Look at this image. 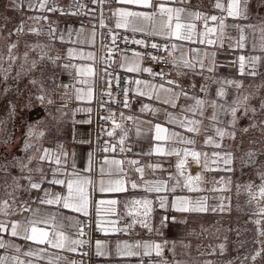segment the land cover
Wrapping results in <instances>:
<instances>
[{
	"label": "snow or ice",
	"instance_id": "snow-or-ice-1",
	"mask_svg": "<svg viewBox=\"0 0 264 264\" xmlns=\"http://www.w3.org/2000/svg\"><path fill=\"white\" fill-rule=\"evenodd\" d=\"M93 3H99L103 5L104 3H110L111 0H92ZM116 2L123 7L117 8L113 11V16L117 18L115 27L117 29H125L131 31L133 34L140 33L146 36L153 37H161L165 40L175 39L179 41H187L191 43H201L206 44L208 46H215L219 41V46L223 47V38L225 36V29L228 27L226 24V19L231 18L235 20H247L249 19V0H228L227 5L222 2V0H215L214 7L219 9L221 12H226V16L221 17L217 15H207L197 10H192L191 8L185 7H169V3H176L177 0H116ZM52 3V0H28V8L29 10H34L37 6L38 9L42 12H56L59 11L61 14H65L64 10L59 8L58 6L49 5ZM181 4H189L190 0H179ZM23 0H11V5L15 6L19 9L22 6ZM80 7H85L84 5H80ZM91 11V10H89ZM71 15H79V10L76 12L69 13ZM28 20H32L34 22H39L41 20L48 21L47 16H30L27 18ZM203 23V30H198L197 22ZM209 21L213 22L215 26H210ZM218 21V24L216 22ZM103 20H101V27H104ZM233 29L239 32L238 38H233L229 35V40L234 39V43H229L228 48L231 51L240 50L239 55H236L233 59H229L225 64L221 65L216 60V52H203L199 49H189V52H195L196 55L188 58V53L185 52L182 46L177 45L175 43L171 44L170 50L168 46H162L157 43H151L150 45L145 40L140 39H131L129 37H123L122 42L128 44L131 42L132 44H137L143 47H151L157 52H167L168 57H160L157 55H151L150 53H140L135 50L133 51L132 57H124L125 63L121 64L120 67L125 69L130 73H147L153 79L156 77H160L163 83L156 85L149 81H142L139 79L136 80H125L126 84H135L137 87L135 88V94L137 96L147 97L149 100L158 101L164 105H167L168 108L179 109L178 112L168 111V108L160 109L150 106L149 104H143L141 111L150 112L154 116L160 112L164 113L165 123L174 125L175 127L181 128L186 133H191L193 135H204L207 137L205 140L206 144L212 145L216 148H220L222 145L220 143L221 140L227 135L231 139H235L234 132H226L225 129L219 127L218 125L225 123L221 119V116H230L231 120L227 123L229 126L234 127L235 123L238 119L237 113L243 112L244 115H248L249 112L252 113L253 116L256 115L257 111H264V97L259 99V108L252 106L249 104V100L254 98L250 95H241L239 91L235 93L231 99H228V93L225 90V86H231L235 89L239 90L243 87L241 81L230 80V79H216L213 80V83L218 84L220 87L216 92V99L208 98V89L205 85L200 86V91L205 93V96L198 97L190 95L189 89L181 84L179 77H183L187 75L188 71L195 72L197 67H199L200 75L206 70L208 72H213L217 67H237L240 75H248L251 77H255L259 75L258 68L262 62H264V56L261 55H252L244 54V50L246 49V41L248 39V35L246 34V29L251 30V34L254 36L257 27L255 25H243V24H234L231 26ZM24 31V22L22 21L19 26H17L9 35H18ZM28 31L34 35L39 36L41 31L39 28L29 27ZM83 31H76V35L79 36ZM260 32L264 33V27L259 29ZM53 40H59L61 42H75L71 41V37L73 35V31L69 29L67 31L68 40L65 39V33L63 31L58 30L57 28L52 26V23H49V33ZM93 37L95 33L93 32ZM211 37H216L215 39ZM112 43L116 44L117 35L111 36ZM264 39V37H262ZM38 46V45H37ZM16 48V44L13 43L9 46V62L10 67L11 64L15 62L17 57L12 55V49ZM35 50V47H33ZM251 52L257 51V44L255 40L251 42ZM259 51L264 53V43L259 46ZM174 53H179L178 55H174ZM109 54L111 55V50H109ZM79 55L80 58H86L89 60H95V55L93 53H87L85 56L83 53H74L72 49L68 50L69 57H75ZM148 56L152 61L156 63H168L171 65V69L166 71L165 69H161L159 72L153 71L151 67L141 68V61L144 59V56ZM28 53L24 54L25 60H27ZM211 59L209 64H205V58ZM43 59V57H41ZM53 62L60 60L61 57L59 54L57 56L51 58ZM0 60H3V57H0ZM37 66L36 61H32L30 69H34ZM23 67V66H22ZM65 69L73 68L75 69V74L73 75V79L76 83L79 84H89L88 80L80 79V77L84 76H96L97 73L94 71L92 67L87 66H76L72 64H65L63 66ZM110 67V65H109ZM172 70H175V74L177 78H168L171 75ZM187 70V71H185ZM0 72H3V79L7 80L8 75L10 74L9 69L0 68ZM105 73L107 76H111V73L107 72V68H105ZM20 73H17L19 76ZM117 86L120 85L121 77L117 76L116 78ZM31 83L35 84L36 81L32 80ZM143 85V88L140 87ZM165 85H170L171 87H166ZM62 88H70L73 85L61 84L59 85ZM109 90L107 91V95L111 96L112 93L110 91L111 88V80H108ZM191 88H195V85H191ZM41 93L44 92L43 87L40 89ZM121 91L124 94L123 104L125 107H129V99L128 95L130 91H133L129 87L121 88ZM161 93L164 94L163 98L161 97ZM93 97L92 87L89 86L85 89H76V99L77 100H87L91 101ZM191 100L192 103L188 104H180V99ZM40 102L45 101V95L41 94L37 97ZM47 103H52L49 99ZM208 109H211L210 115H206ZM80 111L91 112L92 109H79ZM14 113V108L12 109ZM123 116V113L121 114ZM127 119L131 120L133 117H127ZM138 119V118H137ZM207 119L210 121L209 125H204V120ZM91 121H83V123H90ZM115 123V121H114ZM140 123H148L151 124L150 121H141ZM259 125H264V120L259 122H253L250 124V127H257ZM115 127L119 128L120 125L116 124ZM154 130L153 139L157 142L152 152L144 153L145 155H152L153 152L160 156H172L175 155L179 157L181 153L185 159H180L177 163V171L183 175L182 169L185 166L186 158L191 157L192 162L197 165L200 164L201 156H204L205 160H207V153H202L196 151L195 149L190 148H177L175 145H194L196 141L184 135L181 132L170 131L167 127L162 126L160 123H156L152 125L148 131ZM249 129L244 128L243 131L247 132ZM137 136L141 135L142 129L137 125ZM209 132H213L215 137H219V139H215L213 136H209ZM29 135H33V130L30 128ZM43 135V133H40ZM107 135L112 136L113 132H108ZM127 138V131L124 132L119 139V144L121 145L120 151L124 152L125 148L123 147L125 140ZM255 143V142H253ZM28 148H32L35 152L40 153L39 162L35 167H30L32 162L37 159L36 156H28L26 159L14 160L9 164L0 165V171L5 173L8 172L9 168L15 167L18 168L22 175L13 176L12 177V187L13 191L8 193L12 203L10 204L8 200L0 201V217H11V216H19L23 217L24 212H31V217H23L21 219L15 220H6L0 219V250H3L2 254H0V264H31V261L21 259L20 255H10L9 250L14 251L17 254H21L25 257H33L37 256L39 252L44 251V249H36L33 250L28 248L27 250L22 252L21 246L13 243L10 239L5 240L4 235L7 234L9 237L22 239L26 242H31L37 245L48 244L51 247L64 249L67 245H77L82 246L85 244V241L79 239H70L62 229L65 225L57 220V216L54 213L44 214L41 212L39 208H32V203H39L41 205H58L63 209L70 210L75 213L82 214L84 216L89 215V206L93 201L90 200V192L89 187L91 186L92 191L95 192L97 188L96 182H94L91 178H83L81 177L79 170L75 168V162L72 163V170L68 171V153L62 150V146H58V150L53 154L52 150L47 148H38L31 143H26L25 150ZM104 152L115 151V146L111 145L108 142H105V146L101 149ZM128 151H131V148H128ZM214 156L219 157L224 160L226 165H230L233 160V156L231 153H225L221 155L220 153H213ZM256 153L249 151L247 153L246 164L255 165L257 163L255 157ZM92 161H93V153L89 152L88 154V167L85 169L86 171L92 170ZM44 162H48L50 164H54L56 167L51 168L50 174L51 178H49V174L45 172L44 168L41 167V164ZM215 162V161H213ZM123 161L117 159H105L104 164L109 167L107 170L104 166L100 167V174L103 177L107 172V175L111 176L113 173L120 175L124 174V169L121 167ZM129 165H138L139 161L135 159L128 160ZM207 167V164L204 165ZM150 168H160L161 165L159 163L155 165H148ZM227 171H232V168H227ZM135 171L138 172L143 178L144 168L136 167ZM38 173L39 179L34 180L31 173ZM62 177V178H61ZM260 178L264 181V172L260 173ZM27 181V184H21L20 181ZM202 181V176L197 173L195 176L189 175L185 177L183 182V187L188 188L191 191H200V183ZM44 183H49L53 185H60L65 188V193H53L49 189H42V185ZM131 188L137 189L141 186L144 187L145 191L152 193H160L162 191H167L166 184L162 181H144L143 185L138 184L135 181H131ZM181 181L177 179L176 185H174L171 189L172 192H175L176 186H180ZM18 190L25 191H41L42 195L32 200L31 203L29 201H21L17 204V197L14 193ZM215 190V189H213ZM98 191L101 194H115V193H123L128 191V188L125 185L124 178L118 179H108L107 181L101 178L98 181ZM260 193L264 196V185H261ZM118 203L117 199H100L97 202L96 211L99 214L101 211L100 206L103 205H111L114 206ZM130 203L133 205H142L143 212L138 213L143 217H148L150 212L152 211L151 205L152 201L143 198V199H134ZM159 204L161 208L172 210L179 213H190V212H206L208 211V206L206 204V198L201 199H192L190 197L184 196H176L170 202L167 197H159ZM125 207H128L126 204ZM213 211L216 209L213 208ZM222 210V206H221ZM105 212L108 214H114V208H105ZM262 214H264V209L261 210ZM131 213V210H130ZM61 220L69 221L71 226H79V235H84L83 231V223L82 221H75L72 223V218L68 216H62ZM171 220L173 223L176 222V217H168L163 216L160 219V227L164 228L168 226V222ZM105 223H111V229L103 227ZM133 223H140L142 227H148L150 231L153 229L149 226L146 219L136 220L134 218ZM257 224L260 223L259 220L256 221ZM97 229L104 232L106 235L111 231L112 233L116 232H126L127 228H131L133 224H128L127 228L121 227L117 228L116 222H106L104 220H96L95 221ZM43 225V227H41ZM159 232V229H156ZM261 235H264V231H261ZM167 242L157 243L154 241H136L129 243L128 241H117L115 244V256L117 257H133V256H145L150 257L153 253L156 256H162L164 245ZM221 251H223L224 246L221 245ZM69 251H76L75 247H69ZM142 250V251H141ZM262 250H257L255 255L251 258L253 261L261 255ZM95 254L99 257H107L110 255L108 251L107 242L96 241L95 242ZM83 255H87V253H83ZM248 257H245L247 259ZM57 261L59 258H56ZM49 264H56V262L49 260ZM141 264L143 262L141 261ZM163 264H168V261L165 259Z\"/></svg>",
	"mask_w": 264,
	"mask_h": 264
},
{
	"label": "crops",
	"instance_id": "crops-1",
	"mask_svg": "<svg viewBox=\"0 0 264 264\" xmlns=\"http://www.w3.org/2000/svg\"><path fill=\"white\" fill-rule=\"evenodd\" d=\"M58 1L60 3H65L66 0H52ZM112 8L110 11L105 13L102 18L104 27H101V31H96L94 27L88 28L85 27L80 21H75L70 18L66 17H59L55 15H48L38 9V6L34 10H29L28 8V0H23V5L21 6L23 11L25 12H33L30 16H47L48 21H39L31 22L29 21V27L39 28L41 34L38 37V46H39V53L40 57H43V61L46 65L48 63V70L51 76H54L56 81V89L57 92L55 93V101L61 100L60 98L63 97V101H67L68 103H61L60 107L64 109L62 112L63 115L60 117L49 116V111L45 108V105L40 104L36 106L42 114L37 113L32 120V123L35 125L38 123H43L44 125L51 127L52 135L49 138L48 143H44V139H38L36 145H40L38 148H47L52 150L53 154L58 150V146H62V150L68 153L67 160H68V171L72 170V163L75 162V168L79 170L81 177L83 178H91L97 184L96 191L93 192L91 186L89 187L90 192V200L93 203L89 206V215L84 216L79 213L72 212L67 209H63L58 205H41L38 202L32 203V208H39L42 213H54L57 216V220L62 222L65 227L62 231L67 235L70 239H78V231L79 226H71L69 221L61 220L62 216H68L72 218V223L77 220H81L82 218L90 217L94 224V227L97 229L95 221L96 220H104L106 222H116V226L118 221L123 220L125 222V227L127 228L128 224H133L131 228H127V231H133L134 236L131 238H123L119 239L116 237V233H112L111 231L109 234H105L104 232L100 231L101 237L96 241L107 242L108 251L110 255L107 257H100L99 261L95 264H141V256H133V257H117L115 256V244L117 241H128L129 243L136 242V241H154L157 243L167 242L164 245V250L162 256L159 258L162 260L161 264H163L164 260L168 261V264H176L177 262L184 261L187 259L185 256L186 253L189 252V244L192 234V222L198 219H206L207 211L206 212H190V213H179L172 210L164 209L160 207L159 204V197H167L168 200L171 202L174 197L176 196H184L190 197L192 199H205L206 204L212 205L213 203L217 202L218 200L222 199V196L230 194L228 190L231 188L232 184V173L236 170L237 164L232 161L230 165H226L223 159H220L217 156H214L213 153H220L221 155L225 153H231L234 157L236 152L238 151V147H242V140H248L249 135L248 132L243 131L244 128H252L250 124L253 123L254 120L253 115L251 112L248 115H244L243 112H238L237 116L238 119L235 123L234 127L229 126L227 123L231 120L230 116H221V119L225 121L218 125L219 127L226 130V132H234L235 139L229 138L227 135L220 141L221 147L216 148L212 145L206 144L205 140L207 139L204 135H193L191 133L184 132L183 129L175 127L174 125L165 123V116L163 112L158 113L157 115H153L150 112L141 111L143 104H149L155 108H168L167 105H164L155 100H149L147 97L137 96L135 94V88L137 87L135 84H131L130 97H129V107L126 108V111L123 114V118L127 119V117H133L130 121H132L133 125L127 130V138L123 147L125 148L124 152L119 156H108L107 159H117L123 161L121 167L124 169V174L117 175L113 173L111 176L107 175V172L103 177L100 174V167L104 166L107 170L109 167L106 164L102 165H93L92 163V170L86 171L88 167V154L92 150L93 144V135H92V127L93 122L95 120V115L92 107V101L94 98V90H95V76L89 77L84 76L80 77V79H85L89 81V84H79L76 83L74 79L71 81L73 82L72 85L73 89H71L70 96H68V92L66 89L60 87L59 85L64 84L65 79L69 73L72 76L75 74V69L68 68L65 69L63 66L65 64H72L76 66H87L92 67L93 60H89L86 58H80L79 55H76L74 58L68 56V50L72 49L74 53H83L85 56L87 53H93L95 55V45L101 38V34L104 33L108 29H116V30H125V29H117L115 27L117 18L113 16V11L117 8L123 7L122 5L118 4L116 0H111ZM222 2L227 5L228 0H222ZM215 0H190L189 4H181L179 0L176 3H169V7H185L191 8L192 10H197L207 15H217L224 17L226 16V12H221L219 9L214 7ZM24 6V7H23ZM249 19L247 20H235L228 18L226 19V24L228 27L225 29V36L223 38V47L219 46V41L215 46H208L206 44L201 43H191L187 41H179L175 39H170L168 41V47L170 50L171 44L175 43L177 45L182 46L183 50L188 53V58L195 56V52H189V49H199L201 54L203 52H216V60L219 64L223 65L226 63L227 60L233 59L236 55L241 54L240 50L231 51L228 48L229 43H234L233 40H229V35L233 38H238L239 32L233 29L231 26L234 24H243V25H255L257 27V31L253 36L251 34L250 29H246V34L248 35V39L246 41V49L244 50V54H252V55H261L264 56V53H261L259 50L255 52H251V42L255 40L257 45L263 42L262 37L264 36L259 29L263 26L262 21L260 19V14L263 13L264 10V0H249ZM260 13V14H259ZM52 23V26L57 28L60 31L65 33V39L68 40L67 31L71 29L73 31V35L71 37V41L75 42H61L58 39L53 40L52 37L48 34L49 33V23ZM218 24V21L216 22ZM210 26H215L213 22L209 21ZM198 30H203V23L197 22ZM83 29L79 36L76 35V31ZM129 31V30H127ZM93 32L95 36L93 37ZM215 39L216 37H211ZM60 55L61 59L55 62L52 61V57ZM168 54V53H167ZM179 53H174V55H178ZM124 57H132V55H123L119 60L118 64H124L125 60ZM211 62L210 57L205 58V64H209ZM141 68H144L142 61H141ZM171 65L168 64V68L166 71L171 69ZM94 69V68H93ZM123 69V68H122ZM125 70V69H124ZM264 70V66L262 65L261 68H258L259 73L262 75V71ZM126 71V70H125ZM187 71V70H185ZM199 67H197L195 72L188 71L186 76L179 77L181 84L189 89L190 95L204 97L205 93L200 91V86L205 85L208 89V98L216 99V92L217 89L220 87L218 84L213 83V80L216 79H230L241 81L243 87L239 90L235 89L231 86H225V90L228 93V99L239 91L241 95H252L254 98L249 100V104L255 106V103H259L258 97L255 99V88L254 87V79L255 77H251L248 75H240L238 72L237 67H217L213 72L204 71L202 75L199 73ZM127 72V71H126ZM133 76L132 80H136V75L139 73H130ZM168 78H177L175 74V70H172L171 75ZM142 80V79H139ZM145 81V80H142ZM154 83L152 81H149ZM164 82V81H163ZM162 82V83H163ZM155 84V83H154ZM159 85V84H156ZM191 85H195V88H191ZM89 86L92 87L93 90V97L91 101L87 100H77L76 99V89H87ZM166 87H171L170 85H165ZM143 88V85H140ZM260 95V91H259ZM164 94L161 93V97L163 98ZM180 104H188L192 103L191 100H184L183 98L179 101ZM256 107V106H255ZM91 108L92 111H80L79 109H88ZM258 108V107H257ZM168 111L173 113L178 112L179 109H172L168 108ZM211 109H208L206 115H210ZM138 118V119H137ZM90 120V123H83V121ZM129 120V119H127ZM141 121H150L151 124L148 123H140ZM160 123L162 126L167 127L170 131H177L181 132L186 136L193 138L196 143L194 145H182L177 144L175 145L177 148H190L195 149L196 151L207 153V160H205L204 156L200 158V164L197 165L196 163L192 162L191 157L186 158V163L184 168L182 169L183 175L177 171V163L180 159H185L183 153L179 157L172 155V156H160L153 152L152 155H145L144 153L152 152L153 148L156 145V141L153 139L154 137V130L148 131V129L156 124ZM117 122L114 121L111 123L109 132H113V135L110 136V139L113 143L118 144L119 147V139L126 130H123L121 127H115ZM142 129L141 135L137 136V125ZM210 121L207 119L204 120V125H209ZM120 125V124H119ZM45 126V127H46ZM51 129V128H50ZM46 132H43V138L45 137ZM209 136H213L215 139H219V137H215L213 132H209ZM12 138V137H10ZM9 138V139H10ZM42 143L40 144V142ZM247 147V146H245ZM128 148H131V151H128ZM34 150L31 151L29 156H36L37 159L32 162L30 167H35L39 162V155L40 153L35 152ZM125 152H131V156L126 157L123 155ZM28 157V156H27ZM26 157V158H27ZM135 159L139 161L138 165H129L128 160ZM215 161V162H213ZM159 163L161 165L160 168H150L148 165H155ZM205 163L207 167H205ZM41 167L44 168L45 172L49 174V178H51L50 169L56 167L54 164H50L48 162H44L41 164ZM136 167H143L144 168V175L141 178L140 174L135 171ZM232 168V171H227V168ZM199 173L202 176V181L200 183V191H189L188 188L183 187V182L185 177L192 175L195 176ZM34 180L39 179L38 173H31ZM62 178V177H61ZM103 178L106 181L108 179H118L124 178L125 185L128 188V191L123 193H115V194H101L98 191V181ZM179 179L181 181L180 186H176L175 192H172L171 189L174 185H176V181ZM131 181H135L140 185H143L144 181H162L166 184L167 191H162L160 193L152 192L149 193L145 191L144 187L141 186L137 189L131 188ZM21 184L26 185L27 181L22 180ZM42 189H49L53 193H65V188L60 185H53L49 183H44L42 185ZM215 189V190H213ZM223 192H226V194ZM228 192V193H227ZM41 191L31 190L25 191L21 190L20 194L17 195V203L19 204L21 201H29L31 203L32 200L36 199L37 197L41 196ZM147 198L152 201V211L150 212L148 217H143L138 215V213L143 212L142 205H133L130 203L134 199H143ZM100 199H117L118 203L114 206L111 205H103L100 206L101 211L99 214L96 211L97 202ZM128 207H125V205ZM114 208V214H108L104 211L105 208ZM131 210V213H130ZM209 213V210H208ZM31 212H24L23 217H31ZM163 216L168 217H176V222L173 223L171 220L168 222V226L161 228L160 227V219ZM23 217L19 216H11L5 217L6 220H15L21 219ZM134 218L136 220L139 219H146L149 226L153 229L152 231L149 230L148 227H142L140 223H133ZM43 227V225H41ZM105 228L111 229V223H105L103 225ZM118 228V227H117ZM159 229V232L156 231ZM5 240H11L13 243L20 245L22 252L31 248L33 250L36 249H44V251L39 252L37 256L33 257H25L21 254H17L12 250H9L10 255H20L21 259L26 261L30 260L31 264H49V260L56 262V264H75V254L77 252L78 246L77 245H67L64 249H58L49 246L48 244L37 245L31 242H26L22 239L12 238L9 237L7 234L4 235ZM95 241V242H96ZM69 247H75L76 251H69ZM94 251H95V243H94ZM142 251V250H141ZM3 250H1L2 254ZM152 255H155L153 253ZM56 258H59L57 261ZM144 264V263H143Z\"/></svg>",
	"mask_w": 264,
	"mask_h": 264
},
{
	"label": "rangeland",
	"instance_id": "rangeland-1",
	"mask_svg": "<svg viewBox=\"0 0 264 264\" xmlns=\"http://www.w3.org/2000/svg\"><path fill=\"white\" fill-rule=\"evenodd\" d=\"M32 14L33 12L23 11L21 6L19 9L12 6L11 0H0V57H3V60H0V68L10 71L7 80L3 79V72H0V108L6 104L5 112L2 113L0 110V165L26 159L33 150L32 148L25 150L26 143L40 147L36 145L39 138L44 139L45 144L48 143L53 125L48 127L41 122L34 125L29 119V114L33 110L42 114L36 106L45 105L50 117H60L64 111L60 107L61 103H68L63 101V97L55 101L57 92L55 77L49 73L48 63L45 65L40 57L37 35L28 31L29 21H33L27 18ZM260 19L264 27V10L260 14ZM22 21L24 31L10 36L9 33ZM13 43L16 44V48L12 49V55L17 59L10 67L8 49ZM261 44L257 45V50ZM26 52L27 60L24 58ZM32 61H36L37 66L29 70ZM262 65L264 66V62L259 68ZM17 73L20 75L17 76ZM72 79L73 76L68 73L64 84L72 85ZM32 80L36 83H31ZM253 82L256 87L255 99L264 97V70ZM41 87L44 89L43 93L40 91ZM71 89L73 88L66 89L68 96ZM41 94L45 95L43 103L37 99ZM49 99L52 101L50 104L47 103ZM255 104L259 108V103ZM253 118V122L264 120V111H257ZM30 128L33 135H29ZM248 131L250 138L247 141L242 140L243 145L241 148L238 147L232 160L238 166L232 173V184L228 190L230 194L209 205L206 219L192 222L189 252L185 254L187 259L176 264H264V235L260 234L264 231V214L261 211L264 209V196L260 193L261 185H264L260 178V173L264 172V125L258 124ZM43 132H46L44 138L40 135ZM249 151L257 154L255 165L245 163ZM20 175L22 174L15 167L9 168L7 173L0 171V201L10 200L8 193L13 191L12 177ZM20 192L21 190H18L14 195L17 196ZM213 208L216 210L213 211ZM257 220L260 221L259 224L256 223ZM221 245L224 246L223 251ZM257 250H262L261 255L253 261L251 257Z\"/></svg>",
	"mask_w": 264,
	"mask_h": 264
},
{
	"label": "built area",
	"instance_id": "built-area-1",
	"mask_svg": "<svg viewBox=\"0 0 264 264\" xmlns=\"http://www.w3.org/2000/svg\"><path fill=\"white\" fill-rule=\"evenodd\" d=\"M53 5L63 9L65 14H61L59 11L44 13L80 21L85 27H94L96 31L99 32L101 31L100 19L112 8V2L101 5L99 3H93L92 0H66L65 3L52 1L49 7ZM80 5H84L85 7H80ZM78 10L80 12L79 15L69 14ZM112 35H117L116 44L112 43ZM123 37H129L130 41L133 38L145 40L149 45L151 43H157L162 46H168V41L164 38L146 36L140 33L133 34L131 31L127 30L108 29L101 34L100 40L95 45V60L92 62L94 71L97 73L95 76V90L92 101V107L95 115V120L92 127L93 144L91 150L93 153V165H102L104 160L110 155L119 156L122 154L119 145L113 143V141L110 139V136L107 135L111 123L113 121L119 123L120 127L126 131L133 125L132 121L124 119L121 115L122 113L124 114L127 108L123 104L124 94L121 91V88H130L131 84H126L125 80H132L133 76L120 67V65L117 63L118 60L123 55H133L132 50L142 54L150 53L151 55H157L165 58L168 57L167 52H157L151 47H143L137 44H132L131 42L125 44L122 42ZM109 50H111V55L109 54ZM142 64L144 68L151 67L155 72H159L161 69L167 70L168 68V63H156L152 61L147 55L144 56ZM105 68H107L108 73H111L110 77L106 75ZM117 76L122 78L119 86L116 84L115 78ZM136 78L145 81H152L155 84H161L163 82L160 77L153 79L147 73H139L136 75ZM108 80H111V96L106 94L109 90ZM129 97L130 92L128 99ZM105 142L115 146V151H102L101 149L104 148ZM123 155L129 157L131 156V152H125ZM8 201L10 203L11 199ZM80 221L84 222L82 226L85 234H78V239L85 241L86 243L82 246H78L77 252L75 254V264H95L97 261H99L100 257L95 254L94 243L101 237V233L94 227L90 217L82 218ZM117 227H125V222L123 220L118 221ZM133 236V231L116 233V237L119 239L131 238ZM83 253H87V255H83ZM141 260L144 264H161L162 261L156 255H151L150 257L143 256Z\"/></svg>",
	"mask_w": 264,
	"mask_h": 264
},
{
	"label": "water",
	"instance_id": "water-1",
	"mask_svg": "<svg viewBox=\"0 0 264 264\" xmlns=\"http://www.w3.org/2000/svg\"><path fill=\"white\" fill-rule=\"evenodd\" d=\"M35 116H37V112L36 111L34 112V110H33L32 112H30V114H29V118L30 119H33Z\"/></svg>",
	"mask_w": 264,
	"mask_h": 264
},
{
	"label": "bare ground",
	"instance_id": "bare-ground-1",
	"mask_svg": "<svg viewBox=\"0 0 264 264\" xmlns=\"http://www.w3.org/2000/svg\"><path fill=\"white\" fill-rule=\"evenodd\" d=\"M2 105V104H1ZM0 110H1V112L2 113H4L5 112V110H6V104L5 105H3L1 108H0ZM258 184V183H257Z\"/></svg>",
	"mask_w": 264,
	"mask_h": 264
}]
</instances>
